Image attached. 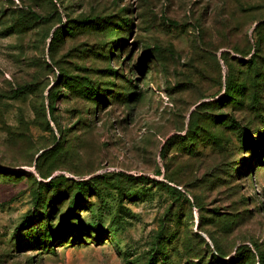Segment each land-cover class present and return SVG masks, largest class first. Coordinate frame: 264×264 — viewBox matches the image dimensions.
Returning <instances> with one entry per match:
<instances>
[{
    "label": "rangeland",
    "instance_id": "1",
    "mask_svg": "<svg viewBox=\"0 0 264 264\" xmlns=\"http://www.w3.org/2000/svg\"><path fill=\"white\" fill-rule=\"evenodd\" d=\"M262 258L264 0H0V264Z\"/></svg>",
    "mask_w": 264,
    "mask_h": 264
},
{
    "label": "trees",
    "instance_id": "2",
    "mask_svg": "<svg viewBox=\"0 0 264 264\" xmlns=\"http://www.w3.org/2000/svg\"><path fill=\"white\" fill-rule=\"evenodd\" d=\"M55 33H56V31H54V36H55ZM58 35V34H57ZM53 36V37H54ZM56 37V36H55ZM87 83V82H86ZM87 86L89 87V89H91V94L92 95H94L95 96V98L96 99H100L99 98V93L97 92V88H95V86H92L90 83L88 84L87 83ZM83 87H85V86H83ZM86 88V87H85ZM20 91H18L15 95H18V93H19ZM50 109H52V106H50ZM93 177H96V176H93ZM50 179H52V178H50ZM64 179V178H63ZM78 185H77V189H82V187L85 185V183L84 182H78L77 183ZM174 190V189H173ZM77 193H79L78 192V190H77ZM76 203V200L75 199H73V200H71L70 201V203H69V205H68V207L66 208V213L67 214H69L70 213V211H71V209L73 208V206H74V204ZM65 222V220H64V218H62V220H61V223H64ZM58 230V229H57ZM58 234V231H56V233L54 234V235H52V237H54V236H56ZM79 236L80 235V229H78V231L76 230L75 232H74V236H72V238L71 239H76V236ZM78 238V237H77ZM218 252V251H217ZM219 253V252H218ZM219 255L220 256H222L220 253H219ZM233 257V256H232ZM230 258V260L231 259H233V258ZM260 264H264V259L262 258V261L260 262Z\"/></svg>",
    "mask_w": 264,
    "mask_h": 264
}]
</instances>
